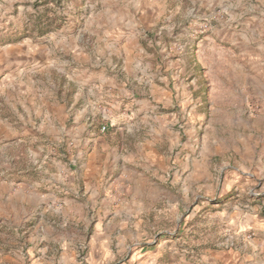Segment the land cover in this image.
Listing matches in <instances>:
<instances>
[{
  "label": "rangeland",
  "instance_id": "374dc122",
  "mask_svg": "<svg viewBox=\"0 0 264 264\" xmlns=\"http://www.w3.org/2000/svg\"><path fill=\"white\" fill-rule=\"evenodd\" d=\"M18 41L0 264H264V0H0Z\"/></svg>",
  "mask_w": 264,
  "mask_h": 264
},
{
  "label": "crops",
  "instance_id": "0c3cea01",
  "mask_svg": "<svg viewBox=\"0 0 264 264\" xmlns=\"http://www.w3.org/2000/svg\"><path fill=\"white\" fill-rule=\"evenodd\" d=\"M10 1L12 3H15L16 0H4ZM139 11V10H138ZM130 22V21H128ZM120 38H124L122 40V43L124 44V48L126 49V44L128 43L130 37V33L127 34V32H124L120 30L119 33ZM116 36V35H115ZM42 44L38 43H32V42H13V43H8L3 46H0V76H2V81L4 82V90L1 92L6 93V90L8 91V94H3V95H9L11 92L12 93H17L21 94V92L24 91L23 84L21 83L22 80H20L18 77L22 74V69L27 67L28 65H34L33 70H37L41 68L42 64L40 65L42 55H43V49H42ZM125 64V60H123ZM122 65V69H127V66ZM195 66L198 65V62L194 63ZM180 65V64H179ZM110 68L113 69V67H116V64H113L112 61L110 62ZM185 66L180 67L179 75L180 74H185ZM183 72V73H181ZM224 78H230V73L229 71L223 72ZM100 82H104V80L109 79V77L104 73L100 75ZM195 83L199 84L198 87H202L204 83V79L202 75H196L195 77ZM230 81V80H229ZM20 82V83H19ZM98 82V81H96ZM230 83V82H229ZM7 87V89H6ZM90 91L93 93L94 92V87L91 85ZM230 94V92H228ZM6 98L9 99L7 96ZM11 111L16 114L14 117L16 120H19L20 122L15 121L18 125L16 127H13L12 121H8L7 117L5 116L4 112H0V122L3 123L6 126L7 130H11L12 128H21L22 131H24L25 127L23 125L25 124V121L23 118L21 119L20 113H16V110L14 107L11 108ZM18 111V110H17ZM27 126V125H26ZM120 155L117 154V150H114V155L112 156L111 159H119ZM107 165V163H105ZM97 175H101V167L96 171ZM106 172V167L105 171Z\"/></svg>",
  "mask_w": 264,
  "mask_h": 264
},
{
  "label": "built area",
  "instance_id": "2783aa9c",
  "mask_svg": "<svg viewBox=\"0 0 264 264\" xmlns=\"http://www.w3.org/2000/svg\"><path fill=\"white\" fill-rule=\"evenodd\" d=\"M106 129H107V126L106 125H104V126L101 127V131H106Z\"/></svg>",
  "mask_w": 264,
  "mask_h": 264
}]
</instances>
